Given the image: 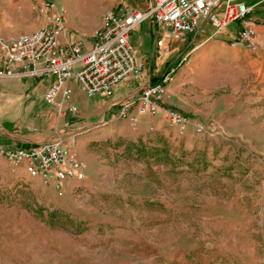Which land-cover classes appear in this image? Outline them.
I'll use <instances>...</instances> for the list:
<instances>
[{"label": "rangeland", "instance_id": "obj_1", "mask_svg": "<svg viewBox=\"0 0 264 264\" xmlns=\"http://www.w3.org/2000/svg\"><path fill=\"white\" fill-rule=\"evenodd\" d=\"M25 1L0 0V32ZM88 1L51 0L86 46L116 6ZM124 5L140 7L136 0ZM257 19L256 53L230 44L212 51L209 72L186 85L191 105L204 113L194 119L214 135L165 120L163 135L154 128L144 140L94 143L95 168L63 197L27 190L32 182L0 165V264H264V19ZM215 32L208 23L197 43ZM160 35L168 53L157 57V73L186 41ZM217 38L232 36L227 30ZM132 41L138 57L151 52L148 24ZM70 86L82 121H98V100ZM139 86L125 81L115 97Z\"/></svg>", "mask_w": 264, "mask_h": 264}, {"label": "built area", "instance_id": "obj_2", "mask_svg": "<svg viewBox=\"0 0 264 264\" xmlns=\"http://www.w3.org/2000/svg\"><path fill=\"white\" fill-rule=\"evenodd\" d=\"M142 9L121 6L115 11H108L104 16L103 28L91 36V48L83 50V42L68 40L61 42L66 33L64 13L53 8L51 0H33L35 10L45 22L33 33H24L13 39L0 38V57L2 67L0 78H10L17 65L36 66L45 63L42 70L33 69L34 77H55V82L46 93L45 100L52 104L62 94L65 112L78 114L77 106L70 104L72 90L69 87L75 82L89 98L101 94L111 96L114 87L125 81L142 76L148 70L151 58L138 59L134 55L132 35L138 27L150 22L173 37L195 35L199 31V21L205 19L218 31L237 24V33L232 39V46L256 53L259 50L257 41V21L255 8L264 4L257 0H138ZM224 4V16L218 18L214 12ZM161 43L156 42V48ZM188 57H181L171 64L162 81L156 85L149 84L142 89L138 98L124 101L119 109V117L128 119L132 126L137 123L133 114L156 117L164 112L165 120L186 130L193 126L198 134L215 132L196 119L180 111L165 107L168 85L173 81L178 67L186 63ZM0 158H4L15 171L23 168L30 178H40L44 185L62 193L66 188L85 180L87 164L70 147L61 142L50 141L33 147L6 148L0 146ZM13 171V172H14Z\"/></svg>", "mask_w": 264, "mask_h": 264}, {"label": "crops", "instance_id": "obj_3", "mask_svg": "<svg viewBox=\"0 0 264 264\" xmlns=\"http://www.w3.org/2000/svg\"><path fill=\"white\" fill-rule=\"evenodd\" d=\"M113 1L116 4L115 10L121 6H125V0ZM251 1L252 0L249 2L250 4L256 3H251ZM136 2L140 5V7L131 8L142 9L143 4H141L138 0H136ZM263 5L264 4L260 6ZM222 8L224 9L223 5L216 9L214 14L216 15V11L221 10ZM30 9L32 12H29ZM14 16L17 21H14L13 19L7 22L9 28H7V30L3 33L0 32V38L13 39L24 33L36 32L44 25L45 22L44 18L35 10L32 0H26L21 14H14ZM223 16L224 11L220 19H222ZM18 19H21V22L20 20L18 21ZM208 23L210 22L205 19H201L199 21L198 33L195 35L181 36L180 38L186 40L183 47L178 50V52H182H180L174 60H171L172 58L168 60L162 68L163 71L167 63H170L171 65L179 61L181 57H188V61L178 67V70L173 77V81L168 85L165 107L176 109L186 116L196 119L200 118L202 120L204 113L192 106L189 99L186 97L191 94V91L186 88V85L188 83L197 82L196 79L198 76L209 72L208 61H210L211 56H214L210 52L217 50L226 52L227 49L232 46H229L228 40L219 39L217 36L228 30L232 36L229 40H232L237 33L236 28L238 27L237 24H232L229 28L223 31L217 30L218 32L210 35L202 42L197 43L201 30ZM145 24H148L153 40L151 52L148 53L149 55L147 54V56L138 57L137 53H135L133 41L132 46L136 58H151L148 70L145 71L142 76L136 77L132 80L134 87L137 84L140 86L138 88L133 87L126 96L115 97V93L119 91V88L123 83L122 82L114 87L113 94L111 96L101 94L95 97L98 100V106L102 108L103 114L96 122H89L85 124L84 121H82L83 119L80 117V112L78 114L65 112L62 109V106L65 104L62 94H59L54 103L49 104L46 102V93L55 82V77H34L30 73L33 69L42 70L45 67V63L43 62H39L36 66L27 64L17 65L14 68V74L12 77L0 78V146L6 148L33 147L50 141H58L64 146L70 147L82 160H84L87 164V174L96 166L97 158L92 154H88L90 148H93L92 146H94V143H103L112 139L120 142H124L125 139L136 142L139 139L144 140L148 135L149 130L154 128L156 133H159L160 135L166 134L167 130L164 112H160L156 117H150L148 115L140 114L138 111L134 110L133 114L137 118L135 126H132L128 119L119 117L121 104L130 98H138L141 95L142 89L150 84L151 78L161 75L162 71L160 73H157L156 71L154 72L157 57L168 53L161 41L160 34L161 32H165L162 28L159 29V38L157 39L156 29L150 22L143 23L136 29L135 32L142 29ZM103 26L104 23H102L99 29L103 28ZM232 27H234V30ZM68 28L69 27L66 22V33L61 37V42L64 43L68 40L80 41L73 38L74 34L69 33ZM259 31H261V25H257L258 34L260 33ZM88 42V46L83 43L84 51L91 48V36ZM156 42L161 43V47L159 49L156 48ZM188 49L190 50L188 51ZM193 53L194 55L189 61V58ZM1 67L2 58L0 57V68ZM141 81L145 82L141 84ZM70 84L69 87L71 88ZM79 119L81 120L79 121ZM0 165L5 168L8 174L13 175L10 177L16 176L17 180L32 182L34 189L27 188V190L29 189L35 191V189L38 188L42 193L51 195L57 194L58 196L63 197L71 194L73 188L75 189L76 187L75 183L72 187L66 188L64 191L68 192L63 191V196H61L59 195L60 192L44 185L40 178H30L25 173L23 168L14 171L9 162H7L4 158H0ZM86 179L85 175V180L78 183H83Z\"/></svg>", "mask_w": 264, "mask_h": 264}, {"label": "trees", "instance_id": "obj_4", "mask_svg": "<svg viewBox=\"0 0 264 264\" xmlns=\"http://www.w3.org/2000/svg\"><path fill=\"white\" fill-rule=\"evenodd\" d=\"M256 2V0H252L251 3H254ZM262 6H258L255 8V11H254V17H257V18H261V19H264V11L261 9ZM237 30V28H236ZM229 44H232V40H228ZM170 66V63H167L166 64V67L164 68V70L162 71L161 75L160 76H156V77H152L151 78V81H150V84L153 86V85H156L158 83H160L162 81V78L164 77V75L167 73V70ZM138 151V150H137Z\"/></svg>", "mask_w": 264, "mask_h": 264}, {"label": "bare ground", "instance_id": "obj_5", "mask_svg": "<svg viewBox=\"0 0 264 264\" xmlns=\"http://www.w3.org/2000/svg\"><path fill=\"white\" fill-rule=\"evenodd\" d=\"M91 0H89L88 2H90ZM86 2V1H85Z\"/></svg>", "mask_w": 264, "mask_h": 264}]
</instances>
